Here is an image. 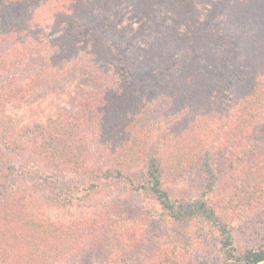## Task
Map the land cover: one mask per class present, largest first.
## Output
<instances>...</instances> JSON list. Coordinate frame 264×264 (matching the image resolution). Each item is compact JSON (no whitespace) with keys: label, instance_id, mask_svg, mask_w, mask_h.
<instances>
[{"label":"trees","instance_id":"obj_1","mask_svg":"<svg viewBox=\"0 0 264 264\" xmlns=\"http://www.w3.org/2000/svg\"><path fill=\"white\" fill-rule=\"evenodd\" d=\"M197 1L211 4L219 13L239 22L251 21L254 25L252 38L239 45L243 54L231 61H221L217 49L205 50L202 65L205 71L200 72L201 80L186 73L177 80L182 81L179 85L190 92L195 88L191 93L184 94L182 88L172 93L162 91L169 88L168 84L163 89L162 86L144 89L146 94L152 95L144 93V100L129 91L121 76L108 73L111 52L104 38L112 36L113 39L123 38V41L144 38L139 28L137 34L133 32L132 37L126 36L128 27L122 24V16L126 13L123 6H127L141 27L146 26L155 14L169 11V23H166L162 37L173 42L178 35L177 28L185 23L190 27L185 44L204 49L206 40L198 41L200 33L195 16L188 19L190 12L198 11L194 0H12L8 9L3 8L0 12V51L7 45L16 46L10 56L0 59V70L6 74L0 81V181L9 179L13 182L8 189H0V226L5 234L17 221L37 228V216L46 214L50 207L74 205L76 199H84L103 180L117 179L124 183L126 190L143 195L145 205L158 218L179 223L184 228L192 227L190 232L182 230L183 243L196 236L198 228L211 231L219 241V264H264V243L240 252L234 245L238 213L257 210L264 204V150L258 158H250L248 150L241 147L242 143L252 139L255 121L250 115H264V0ZM51 19L61 26L57 35L38 30L41 22ZM88 32L92 35L90 41L78 38ZM152 48L151 44L141 51ZM154 56L148 57L150 69H153L152 64H160L158 57L163 58V54L154 53ZM32 57L41 58L32 63L36 68L31 66ZM219 66L218 70L212 69ZM29 68L31 71L27 74L22 71ZM58 73L68 78L66 84L72 90L68 93L70 101L54 108L52 101L34 97V94L43 79L54 78ZM219 83L233 91L235 100V118L225 130L227 136L223 144L224 148H229L221 155L223 167L232 169L231 181L223 197L222 188L227 179L223 170L217 168L209 150L184 152L189 170H198L203 178L199 194L188 199L172 196L167 189V184L171 183L168 177H176L172 158L165 162L157 150H147L135 171L130 163L119 160L120 153L128 151L115 149L116 146L110 144L111 138L120 143L122 140L128 142L137 133L124 131L125 125H129L126 116L138 115L141 121L142 115L157 112L152 100L157 96L177 104L169 114L184 115L188 110V113L200 116L196 121L202 124L217 105L215 92ZM191 97L196 98V103L190 108L187 105L190 101L184 100ZM57 115H63L62 119H55ZM76 115H118L117 122L121 126L117 128V134L120 136L108 132L107 145L102 141L100 150L92 151L77 133ZM261 121L264 123V117ZM251 144H254L253 140ZM184 172L186 170L182 174ZM72 179L80 181L81 188L68 182ZM155 205L159 209H154ZM81 231L82 223H77L56 234L31 235L35 245L48 243V252L40 253L44 263L38 264L56 260L62 247L65 249L61 255L72 252L75 249L73 241L84 238ZM17 254L13 246L4 243L0 237V264H22ZM30 254H34V248ZM30 264L34 263L31 261Z\"/></svg>","mask_w":264,"mask_h":264},{"label":"rangeland","instance_id":"obj_2","mask_svg":"<svg viewBox=\"0 0 264 264\" xmlns=\"http://www.w3.org/2000/svg\"><path fill=\"white\" fill-rule=\"evenodd\" d=\"M11 1L0 0V12L3 8L8 9ZM194 1L195 6H198V11L197 13L190 12L191 17L188 19L192 20L195 16L200 33L198 41L206 40L204 49L192 48L190 44H185L184 40L190 35V27L185 23L177 28L178 35L173 42L162 37L166 23H169L167 18L169 11L155 14L153 19L145 24L146 26L141 27L127 6H123V11L126 13L122 16V24L128 27L126 36L132 37L133 32H138L139 28L144 34V38L136 37L128 39V41H123V38L113 39L112 36L104 38L107 41V48H110L111 52L108 73L115 77L121 76L123 84H126L127 88L129 86V91L135 92L139 100H144V93L146 94L147 90L160 88V86L163 89L168 84L169 88L162 91L169 93L178 91L182 88L180 86L182 81L177 80L185 73L201 80L200 72L205 71L202 69L207 53L205 50L217 49L221 61L224 59L231 61L243 54V49L239 45L249 40L254 33V25L251 24V21L239 22L226 16L223 12L219 13L211 4ZM23 8L25 7L23 6ZM191 28L195 27L191 26ZM39 29L57 35L61 26L51 19L41 22ZM91 36V32H88V35H81L78 38L90 41ZM157 36L161 37L157 38ZM151 44L153 46L151 51H141L143 48L148 49ZM14 48L16 46L10 45L3 48L0 51V59L10 56ZM152 52L157 55L163 54V58L158 57L157 59H161L160 64H152L153 69H150L148 63H151V59L148 60V57L155 58ZM30 61H33L30 62L31 66L36 68L37 66L32 63L41 61V58L32 57ZM212 69L218 70L220 66ZM22 71L27 74L31 70L29 68L28 71ZM5 75V71L1 69L0 81L5 79ZM65 77L58 73L54 78L43 79L36 87L34 97H45L47 101H52L54 108L62 106L65 101H70L68 93L72 89L66 84L68 78L65 79ZM195 83H197L196 80ZM198 85L197 87H199ZM221 85L219 83L215 92L217 105L202 124L197 123L200 116L192 115V113H188V110L184 115L169 114V111L177 107V104L175 102L170 104L167 99H158L157 96L152 99L155 103L154 110L156 109L157 112L140 115L141 121L138 115L126 116L129 125H125L124 131L130 130L137 133L135 138H129L128 142L122 140L120 143L111 138L110 144L113 147L116 146L115 149L128 151V153H120L119 160L130 163V167L134 168L132 171H135V168L142 163L144 152L147 150H157L165 162L172 158L176 167L174 169L176 177H168L171 183L167 184V189L172 196L188 199L199 194L203 178L198 170H189V166L185 164L187 155L184 152L209 150L215 157L217 168L223 170L224 178L227 179L222 188L223 197L227 184L231 181L229 174L232 169L223 167L221 155L229 148H224L223 144L226 143L225 130L231 120L235 118L233 115L235 100L233 91ZM144 89L147 90L144 91ZM52 90L54 91L52 92ZM181 90L184 94H189L195 88L191 92L189 89L182 88ZM146 95L151 94L147 93ZM195 99L191 97L184 101H190L187 105L191 108L190 105L196 103ZM255 110L257 111V109ZM62 117L63 115H57L55 119H62ZM76 117L78 120L76 122L74 119L75 126L78 125V131H76L86 141L85 146L88 145L92 151L100 150L103 145L102 141L107 145L108 132H113L114 136H120L117 134V128L121 126L117 122L118 115H76ZM250 117L255 121L252 139L250 142L242 143L241 147L245 151L248 150L250 158H258L264 150V141L262 140V138L264 139V123L261 121L264 115H250ZM252 140L254 144H251ZM229 144L231 145V143ZM232 146L234 147V145ZM184 170L186 172L182 174ZM68 182L77 188L82 186L80 181H74V179ZM12 183L9 179L1 180L0 189H8ZM144 201L143 195L140 193L126 190L121 180L106 179L97 188L90 191L84 199H76V204L50 207L46 214L38 215L36 219L39 227L34 228V226L17 221L10 226L11 231L6 234L4 228L0 226V237L3 238L4 243L13 246L22 264H30L31 261L34 264L43 262L40 253L48 252L46 250L48 243L39 242L35 245L34 242H31L33 239L30 238L31 235L44 237L47 234H56L69 225L77 223H82L83 231L81 233L84 238L77 242L73 241L75 249L68 254L61 255L65 249L62 247L60 255H56L57 259L51 260L49 264L220 263L219 241L211 231L198 228L196 236H193L191 240L186 239L187 242L183 243L182 230L185 229L188 232L192 227L184 228L179 223L158 218L145 205ZM154 209H159L158 205H155ZM85 223H88L89 226ZM178 232L180 233L178 234ZM260 243H264V204L254 211L239 212L238 222L234 226V245L237 252L255 247ZM31 248H34L32 255L30 254Z\"/></svg>","mask_w":264,"mask_h":264}]
</instances>
